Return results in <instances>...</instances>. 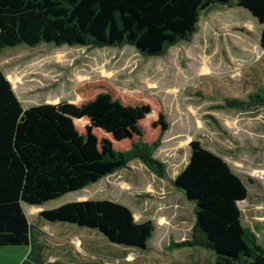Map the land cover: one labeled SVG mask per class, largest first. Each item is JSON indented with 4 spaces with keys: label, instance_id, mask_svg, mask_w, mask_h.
Returning <instances> with one entry per match:
<instances>
[{
    "label": "rangeland",
    "instance_id": "rangeland-1",
    "mask_svg": "<svg viewBox=\"0 0 264 264\" xmlns=\"http://www.w3.org/2000/svg\"><path fill=\"white\" fill-rule=\"evenodd\" d=\"M0 68L24 107L58 119L62 133L91 157L127 150L139 139L158 143L154 156L167 171L163 177L133 159L83 189L42 205L24 204L36 225L43 224L41 212L47 209L103 199L127 206L138 222L154 224L148 248L118 247L127 250L125 257L116 255L119 260L107 253L115 246L94 240V233L103 236L99 232L42 225L69 241L77 254L107 256L112 262L105 264H170L187 253L188 247L173 244L190 238L194 203L170 179L185 165L192 140L243 179L241 222L264 244V25L246 9L219 5L202 12L190 39L161 55L145 56L128 44L87 48L42 42L2 49ZM226 98L246 103L230 107ZM93 244L100 249L93 252ZM20 253L22 248H0V264L18 262Z\"/></svg>",
    "mask_w": 264,
    "mask_h": 264
},
{
    "label": "trees",
    "instance_id": "trees-1",
    "mask_svg": "<svg viewBox=\"0 0 264 264\" xmlns=\"http://www.w3.org/2000/svg\"><path fill=\"white\" fill-rule=\"evenodd\" d=\"M219 5L242 7L264 25V0H0V51L42 42L87 48L128 44L142 55H161L189 40L201 13ZM248 97L262 101L260 95ZM244 103V98H226L230 107ZM157 144L139 139L127 150L91 157L62 133L58 119L24 107L0 68V247L25 246L36 235L24 204L42 205L83 189L133 159L165 176L154 156ZM170 180L194 203L196 216L190 238L173 244L188 247L183 248L188 252L170 264H264V244L241 222L238 203L246 198L247 188L222 157L192 140L185 165ZM41 217L73 230L99 232L100 238L92 235L115 246L107 253L118 260L116 255L125 257L126 248L147 249L154 230L152 221L138 222L127 206L106 199L67 202L41 212ZM199 254L206 257L199 259ZM96 258L99 262H61H112L107 256ZM28 263L55 264L39 256L22 264Z\"/></svg>",
    "mask_w": 264,
    "mask_h": 264
},
{
    "label": "crops",
    "instance_id": "crops-1",
    "mask_svg": "<svg viewBox=\"0 0 264 264\" xmlns=\"http://www.w3.org/2000/svg\"><path fill=\"white\" fill-rule=\"evenodd\" d=\"M41 223L44 225L50 226H57L65 231L66 226H62L58 223L49 222L43 218H41ZM31 223V222H30ZM34 227L33 231L36 232V235H32L31 242L25 246H7V247H0V248H8V247H18L22 248L23 253H20L19 261L14 264H22L24 260H30L33 262L36 256H39L41 260L50 261L53 263L62 264L61 261H65L66 263L69 262L70 259L75 260V262H83V261H96L98 254L92 253L91 257L80 256L75 251H73L72 246L70 245L69 241H67L64 237H57L54 235L49 234L42 225H36L35 223H31ZM74 230H71V232ZM85 232V231H82ZM94 240L96 236L94 235ZM99 242H101L98 239ZM97 247V248H96ZM93 249L94 252L96 249H100V246H96L95 244L90 245V249ZM99 252V251H98ZM100 253V252H99ZM89 258V259H88ZM96 258V259H95ZM29 264V263H28Z\"/></svg>",
    "mask_w": 264,
    "mask_h": 264
}]
</instances>
